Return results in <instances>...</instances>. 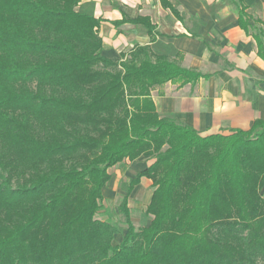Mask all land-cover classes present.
Returning <instances> with one entry per match:
<instances>
[{"label": "trees", "instance_id": "16d2710c", "mask_svg": "<svg viewBox=\"0 0 264 264\" xmlns=\"http://www.w3.org/2000/svg\"><path fill=\"white\" fill-rule=\"evenodd\" d=\"M98 23L90 1L0 0V264H264V120L201 136L160 117L152 91L204 76L148 45L111 61ZM140 157L113 245L95 218L108 170ZM142 178L151 220L136 230Z\"/></svg>", "mask_w": 264, "mask_h": 264}, {"label": "crops", "instance_id": "0c3cea01", "mask_svg": "<svg viewBox=\"0 0 264 264\" xmlns=\"http://www.w3.org/2000/svg\"><path fill=\"white\" fill-rule=\"evenodd\" d=\"M82 1L94 4L102 55L107 59L119 61L122 53L148 45L204 76L195 84L168 82L152 91L160 117L191 127L201 136L246 131L255 120H264V0ZM237 5L244 8L246 26L239 20ZM137 18L154 26L151 36L144 25L130 22ZM124 162L141 165L137 174L150 160ZM152 191L151 181L142 178L130 195L141 204L148 194V205Z\"/></svg>", "mask_w": 264, "mask_h": 264}, {"label": "rangeland", "instance_id": "374dc122", "mask_svg": "<svg viewBox=\"0 0 264 264\" xmlns=\"http://www.w3.org/2000/svg\"><path fill=\"white\" fill-rule=\"evenodd\" d=\"M141 168V165L139 166ZM139 167H132V164L124 162L120 165L110 168L109 174L111 180L107 183L105 189L102 190L103 202L102 209L96 214V219L109 222L111 225L117 228L118 233L114 235L113 245L118 244L126 230V223L124 216L119 212L118 207L121 203L124 192L122 191V184L127 183L132 178ZM143 189L145 184L140 185ZM148 195V194H147ZM145 197L144 201L140 204H136L135 198L131 195L128 200V207L130 211L131 221L137 230L140 227L147 226L151 220L150 216H147L144 211L148 202V197Z\"/></svg>", "mask_w": 264, "mask_h": 264}]
</instances>
